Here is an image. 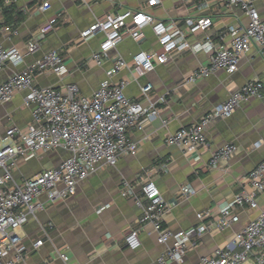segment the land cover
I'll use <instances>...</instances> for the list:
<instances>
[{
	"label": "crops",
	"instance_id": "0c3cea01",
	"mask_svg": "<svg viewBox=\"0 0 264 264\" xmlns=\"http://www.w3.org/2000/svg\"><path fill=\"white\" fill-rule=\"evenodd\" d=\"M43 2H48L49 8L40 11L38 7ZM223 3L224 0H162L151 7L148 0H120L114 4L101 0L87 4L80 0H18L0 13V46L18 49L24 61L19 66L8 65L0 70V83L45 53L57 50L66 73L61 77L50 72L38 73L36 85L60 89L75 84L82 95L88 96L106 79V72L117 58L129 64L136 52L159 49L150 28H144L143 38L134 41L125 36L100 66H94L88 59L98 49L103 36L81 40L79 34L96 19L127 9H141L159 20L177 22L178 29L187 33L186 19L210 18L212 26L207 31L187 35L186 39L191 44L206 38L214 43H226L228 37L219 40L221 32L230 25L247 23V18L237 9H226ZM255 6L264 22V0H256ZM47 23L52 28L42 37L36 35ZM30 44H34L32 51ZM209 60V53L183 52L143 75L129 64L112 79H124L125 94L135 101L141 100V87L150 84V97L154 101L165 100L158 104V118L145 123L142 130L130 131V139L138 144L136 155L122 157L113 166L101 165L64 201L49 205L45 196L40 197L45 209L15 232L25 247L23 261L16 264H62L57 258L59 253L68 256V264H154L165 245L157 242L151 224H138L140 210L133 198L121 195L123 181H128L137 194L143 181H154L168 206L163 226L172 232L187 230L201 222H215L220 217L219 209L248 189L247 175L264 159V99H251L230 117L212 123L206 130L209 146L199 152L198 160L165 142L169 134L197 122L246 81L259 79L264 84V52L256 48L242 57L234 74L217 71L189 82L187 76L207 66ZM24 96V92H17L8 103L0 104V141L10 126L21 128L32 123L31 109L23 104ZM226 144L235 145L237 152L229 161L210 169L208 162L213 151ZM66 156L65 151L57 150L41 152L29 160L17 159L12 168L13 182L20 184L44 169L56 167ZM186 185L193 194L178 198L180 189ZM257 201V209L247 205L236 209L238 222L222 231L203 233L181 263L171 264H198L202 256L231 243L233 235L264 210V193ZM199 213L207 216L199 221L196 217ZM131 230H137L140 239L136 250L124 244ZM38 240L43 243L34 248ZM15 255L12 249L3 260H13Z\"/></svg>",
	"mask_w": 264,
	"mask_h": 264
},
{
	"label": "built area",
	"instance_id": "2783aa9c",
	"mask_svg": "<svg viewBox=\"0 0 264 264\" xmlns=\"http://www.w3.org/2000/svg\"><path fill=\"white\" fill-rule=\"evenodd\" d=\"M18 0H0V13L5 7ZM87 4L93 0H80ZM114 4L120 0H101ZM162 0H148L151 7ZM256 0H224L226 9H237L247 18V23H237L226 27L219 40L214 43L209 38L191 44L187 35L207 31L212 26L210 18L186 19V32L178 29L175 21H162L139 10H124L96 19L79 34L81 40L98 35L103 39L97 50L91 53L88 62L100 66L107 54L115 49L125 36L134 41L143 38V29L150 28L159 45L158 50H140L132 55L129 64L141 75L151 72L155 65H164L178 53L205 52L210 54L207 66L199 67L187 76L189 82L207 77L217 71L229 75L238 70L242 57L252 48L264 52V22L255 6ZM49 8L48 2L38 7L40 11ZM52 28L47 23L39 28L38 36H44ZM34 38L32 39V41ZM34 42V41H33ZM34 44L29 45L32 51ZM24 56L18 49L0 46V70L4 67L19 66ZM117 58L106 72L98 88L88 96L80 93L75 84L63 88L39 87L35 83L38 73L50 72L58 77L66 73V67L57 50L45 53L41 58L21 71L14 72L5 82L0 83V104L8 103L15 93L24 92L23 104L31 109L32 123L26 127L10 126L0 141V264H16L23 261L25 247L16 231L25 225L30 217L45 209L40 200L45 196L49 205L64 201L74 195L80 182L95 173L101 165L113 166L122 157L134 156L138 144L130 139L131 130H142L145 123L158 118V104L163 98L150 97L152 86L141 87V100H131L125 94L127 82L113 81L129 65ZM251 99H264V84L259 79L246 81L240 88L230 92L227 99L201 116L197 122L182 127L169 134L165 142L179 148L186 156L199 159V152L208 148L207 128L217 120L230 117L241 104ZM62 150L67 156L53 168L44 169L38 175L17 184L12 179V168L17 159L29 160L41 152ZM237 152L233 144H226L213 151L208 166L216 169L222 161H229ZM247 190L235 195L220 209V217L212 223L201 222L184 231L172 232L164 228V216L168 206L151 179L143 181L140 193L133 190L128 181H123L121 195L133 198L140 210L138 224H151L157 233V242L165 245L154 264L181 263L186 253L196 245L197 239L205 232L222 231L238 222L236 209L247 205L258 208V196L264 193V159L246 177ZM193 194L189 185L182 187L178 198L185 199ZM207 213L196 215L202 221ZM42 240L33 244L41 246ZM130 250L140 247L137 230H131L124 238ZM14 249L13 260H3ZM62 264H68L65 253L58 254ZM264 264V210L257 218L246 223L233 235L231 243L216 248L209 255L202 256L198 264ZM44 264H59L47 262Z\"/></svg>",
	"mask_w": 264,
	"mask_h": 264
},
{
	"label": "rangeland",
	"instance_id": "374dc122",
	"mask_svg": "<svg viewBox=\"0 0 264 264\" xmlns=\"http://www.w3.org/2000/svg\"><path fill=\"white\" fill-rule=\"evenodd\" d=\"M245 264H249V262L245 263Z\"/></svg>",
	"mask_w": 264,
	"mask_h": 264
}]
</instances>
